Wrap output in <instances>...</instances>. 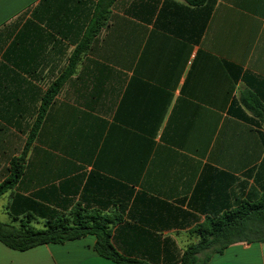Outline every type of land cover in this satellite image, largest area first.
<instances>
[{"label":"crops","instance_id":"0c3cea01","mask_svg":"<svg viewBox=\"0 0 264 264\" xmlns=\"http://www.w3.org/2000/svg\"><path fill=\"white\" fill-rule=\"evenodd\" d=\"M247 94L264 104V0H0V184L24 157L0 222L81 209L115 221L121 255L180 264L194 230L264 196ZM96 243L0 242V264H119ZM208 254L264 264V242Z\"/></svg>","mask_w":264,"mask_h":264},{"label":"trees","instance_id":"16d2710c","mask_svg":"<svg viewBox=\"0 0 264 264\" xmlns=\"http://www.w3.org/2000/svg\"><path fill=\"white\" fill-rule=\"evenodd\" d=\"M198 4L199 1H193ZM79 54H76L75 58ZM60 82H57L48 93L42 104L43 113L52 102L58 92ZM241 103L252 113L247 116L242 110L237 113L241 119L257 124L255 118L264 121V104L254 95L247 94L241 99ZM237 105L234 102L233 109ZM43 113L40 118H42ZM24 157L12 161L13 177L0 184V199L9 189L18 182L23 171ZM79 209L71 216L60 214L56 210H48L44 214L47 218L45 229H36L32 225L33 215L28 213L21 220L20 225L0 222V242L8 248L25 251L40 245L64 244L83 238L87 235H95L97 253L119 264H147L146 262L121 255L112 243L115 221L110 217H102L96 213H88ZM264 196L257 202H242L237 209L226 212L218 219L210 220L206 225L198 227L193 233L199 236V242L191 245L185 251L180 264H208L210 255L205 259L200 254L209 252H222L229 245L240 242L254 243L264 242Z\"/></svg>","mask_w":264,"mask_h":264},{"label":"rangeland","instance_id":"374dc122","mask_svg":"<svg viewBox=\"0 0 264 264\" xmlns=\"http://www.w3.org/2000/svg\"><path fill=\"white\" fill-rule=\"evenodd\" d=\"M1 204H3L2 201H1L0 205H1ZM4 219H6V215L0 213V220L3 221ZM259 233H260V234H261V233H264V231H263V230H260Z\"/></svg>","mask_w":264,"mask_h":264}]
</instances>
